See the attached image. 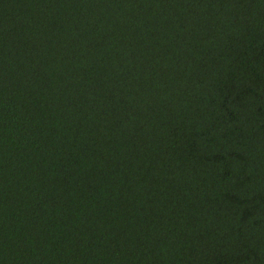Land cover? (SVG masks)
Here are the masks:
<instances>
[{"label": "trees", "instance_id": "trees-1", "mask_svg": "<svg viewBox=\"0 0 264 264\" xmlns=\"http://www.w3.org/2000/svg\"><path fill=\"white\" fill-rule=\"evenodd\" d=\"M0 264H264V0H0Z\"/></svg>", "mask_w": 264, "mask_h": 264}]
</instances>
